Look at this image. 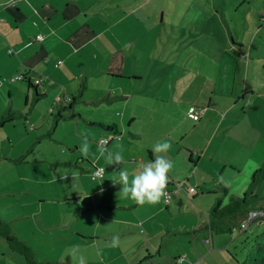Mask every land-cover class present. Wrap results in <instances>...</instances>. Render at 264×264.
I'll return each instance as SVG.
<instances>
[{
	"label": "crops",
	"instance_id": "obj_1",
	"mask_svg": "<svg viewBox=\"0 0 264 264\" xmlns=\"http://www.w3.org/2000/svg\"><path fill=\"white\" fill-rule=\"evenodd\" d=\"M17 2L19 3L15 5L11 0H0V109L7 111L9 106L1 105L2 97L8 93L9 105L13 104L14 108L16 97L24 95L27 102L32 96L33 102L44 101L46 107H42L41 113L57 111L63 116L62 110L69 108V116L75 118L77 114L80 117L83 115L75 105L78 100L81 106H95V111L88 114L93 115L86 119L102 127V131L99 132L101 136L96 145L93 140L88 139L94 145V149L88 154L82 151L80 154L71 152L61 157L47 152L39 156L40 153L35 150L36 156H39L35 159L28 156L34 149L31 143L39 141L36 139L40 133L38 137L35 136V140H26L27 137L31 139L28 134L21 142L7 137L13 150L19 143L22 147L21 152L12 156L0 154V178L8 186L19 184L22 188V194L18 196L9 190L7 194L0 193V217L8 223L10 233L28 243L40 262L79 264V258L83 256L84 264H192L194 261L201 264L224 263L227 259L226 252L222 250L225 244L215 237L222 234L215 235L206 226L209 210L215 201L207 208V212L202 207L194 210L189 209V203L186 205L189 196L195 198L194 195L198 194L188 191L187 186L188 163L191 164L192 161L196 165L191 159L194 151L186 146L188 144L183 145V138L180 140L174 136V130L179 132L182 129L181 119L188 115L201 124L210 110L207 109L196 120L189 114V108L193 104H200V101L195 102V98L191 97L185 98L184 102L175 103L173 99L176 90L175 99H181L179 95L183 96L189 90V85L186 84L180 91L174 86L175 82L164 93V88L160 85L162 80L154 82L149 79V83L144 80L145 73L149 72V61H144L139 52L131 51L126 46L116 47L114 39L119 35L112 36L114 42L108 35L117 25L115 1L112 5L100 2V7L95 12L88 9H94V6L86 0ZM101 10H104L102 15ZM93 14L96 23L87 22L86 18L93 19ZM124 15H121L119 21L125 19ZM72 21L74 23L71 26ZM163 21L164 16L161 18V22ZM177 25L178 21L174 22L173 39L177 37ZM39 32L44 34V39L35 40ZM10 47L16 53H9ZM175 53H170L172 58L179 56L178 50ZM165 60L163 55L153 60L150 72L165 71L168 75L171 66L178 77L177 81L186 77L184 73L180 74L182 69H188L187 66L180 70V63L174 64L176 60L170 61L169 66L164 64ZM133 61L135 67L134 72H131ZM127 71L134 77L126 75ZM18 73L27 77L14 81L9 78ZM38 75L45 78L34 84L33 79ZM91 80L98 83H92L96 90L88 94ZM112 80L117 83L116 86ZM67 87L70 88L69 92ZM36 92L40 94L38 98L34 95ZM64 92L74 102L61 104L51 111L55 97ZM179 106L183 107V118L179 115ZM96 110H99V114L95 113ZM57 113L53 115L55 121ZM25 117L35 129L34 123L39 121L40 116ZM13 118L11 115L1 119L0 114V126L5 127ZM76 122L78 126L79 121ZM116 129L128 131L131 139L115 138L113 134H116ZM107 130H112L113 136L108 137L105 149L121 151L124 157L122 165H109L99 155L98 148L102 147L100 140L107 137L104 136L108 133ZM114 139L117 141H113ZM147 139H150L149 143H146ZM188 140L192 141L191 137ZM164 141L171 144L169 151L154 154L153 143ZM189 151L190 154L187 155ZM201 151L208 153L210 144L205 143ZM156 155L164 156L173 164L166 188L170 191L169 201L162 198L157 204L138 205L131 199L119 197L117 194L122 185H114L113 181L118 179V172L122 167L127 168L131 179L144 164L152 162ZM205 159L203 156L198 161V166ZM96 165L103 166L105 172L100 178L93 179L90 173ZM44 166L52 168V172H41V169H45ZM178 184H181L182 189H177ZM9 194L11 202H4L5 195ZM12 207H19L20 216L23 215L25 219L19 220L18 212ZM199 224L203 229L197 233ZM117 236L119 244L114 246L113 237ZM8 239V235L0 232V260L8 253ZM181 255L183 258L179 260ZM10 256L20 264H27L26 260L16 255Z\"/></svg>",
	"mask_w": 264,
	"mask_h": 264
},
{
	"label": "rangeland",
	"instance_id": "obj_2",
	"mask_svg": "<svg viewBox=\"0 0 264 264\" xmlns=\"http://www.w3.org/2000/svg\"><path fill=\"white\" fill-rule=\"evenodd\" d=\"M113 1L116 2L117 25L108 35L111 41L113 35H119L114 39L116 47L126 46L131 51L139 52L144 61H149V72L145 73L144 80L148 83L149 79L154 82L162 80L160 85L164 88V93L170 84L175 82L174 86L180 91L187 84L189 90L183 96L179 95L181 99H175V89V103L193 97L195 102L201 103L192 106H205L210 110L201 124L187 115V118L181 119L182 129H179V132L174 130V136L180 140L183 138V145L188 144L186 146H190V150L195 153H192L191 159L196 165L192 161L191 164L189 162L186 174L190 181L187 183L188 191L198 194L194 195L195 198L189 196L186 205L189 203V209L194 210L202 207L207 212V208L214 201L222 200L227 203L231 198L242 200L247 193L246 207L251 208L249 211L264 208V171L258 174L262 176L253 177L255 171L264 166V0H86L94 6L95 10L88 8L91 12L98 10L100 2L112 5ZM18 3L15 2V5ZM135 6L138 7L134 9ZM100 14H104V10H101ZM93 15L95 19L86 18L87 22L96 23L95 14ZM121 15H124L125 19L119 21ZM177 21V37L173 39V25ZM73 23L74 21L71 26ZM94 28L98 30L96 26ZM176 50L179 51V56L172 58L170 53L176 54ZM129 53L131 54L130 51ZM162 55L166 58L163 61L166 66L175 60V65L180 63V70L187 66L188 69H182L180 74L181 76L184 73L186 77L177 81L178 77L171 66L168 75L165 71L150 72V63ZM134 65L133 61L131 72H134ZM131 72L127 71L126 75L134 77ZM92 83L96 85L98 82L90 81L88 94L96 90ZM112 83L117 85L114 80ZM67 90L69 92L70 88L67 87ZM2 101L1 106L9 107L7 111L0 109L1 119L11 115L14 118L5 127L0 126L1 155L5 153L12 156L22 150L20 143L13 150L8 143V136L21 142L28 134L31 139L27 137L26 140H35V136L38 137L40 133L36 139L39 141L31 143L34 148L28 156L31 159L47 152L61 157L71 152L80 154L85 137L93 140L95 145L100 139L99 132L102 127L86 119L93 115L88 114L95 111V106L84 107L77 100L75 105L81 110L79 112L83 114L82 117L78 114L75 118L70 117L71 110L65 108L62 110L63 116L55 121L53 115L57 111L41 113L42 107H46L44 101L33 102L32 96L27 102L24 95L16 97L15 108L12 107L13 104L9 105L8 93L2 97ZM32 111L33 113H30ZM178 112L183 118L182 106L178 107ZM95 113L99 114V110ZM25 115L40 116L39 121L34 123L35 129ZM76 120L79 121L78 126ZM106 132L108 133L104 136L107 137L103 138L113 134L112 130ZM115 132V138L116 135H120L123 140H130L132 137L128 131L116 129ZM189 137L192 141L188 140ZM150 139H147L146 143H149ZM205 143L210 144L208 153L201 151ZM89 144L91 151L94 145L90 141ZM101 146L106 148V145ZM63 149L65 154L61 153L64 152ZM35 150L40 153L39 156H36ZM189 154L190 151L187 152V155ZM203 156L206 159L198 166V161ZM44 168L40 171L52 172V168ZM2 179L0 178V193L7 194L9 190L16 196L22 194L21 185L8 186ZM25 183L28 184V181ZM4 198V202L12 200L11 194L5 195ZM12 209L18 212L19 220L25 219L23 215L20 216L19 207ZM189 216L191 217L190 212ZM240 224L241 222L222 233L215 232V235L222 234L215 236L216 240L225 244L222 250L226 252L227 259L222 264H239L236 260L243 262L250 252L261 255L259 247L264 244V222L252 221L244 230ZM202 229L199 224L196 232ZM6 242L8 253L0 260V264H20L10 256L11 254L25 260L23 254L11 250L8 241Z\"/></svg>",
	"mask_w": 264,
	"mask_h": 264
},
{
	"label": "clouds",
	"instance_id": "obj_3",
	"mask_svg": "<svg viewBox=\"0 0 264 264\" xmlns=\"http://www.w3.org/2000/svg\"><path fill=\"white\" fill-rule=\"evenodd\" d=\"M170 148L171 144L167 141L157 142L152 146V152L154 154L166 153ZM89 150L90 144L87 137H85L84 143L81 145V151L88 154ZM98 151L99 155L104 157L109 165H122L124 162L121 151H111L103 147H99ZM172 168V162L161 155H156L152 162L144 164L137 173L132 175L131 179L127 168L122 167L118 172V179L113 181L114 185H122L117 195L131 199L138 205H144L145 203L157 204L167 196L168 174ZM118 244L119 237H113V245L117 246ZM79 264H84L83 256L79 258Z\"/></svg>",
	"mask_w": 264,
	"mask_h": 264
},
{
	"label": "trees",
	"instance_id": "obj_4",
	"mask_svg": "<svg viewBox=\"0 0 264 264\" xmlns=\"http://www.w3.org/2000/svg\"><path fill=\"white\" fill-rule=\"evenodd\" d=\"M32 83V81H31ZM40 94L36 92V98H38ZM106 96V95H105ZM114 96H122V95H114ZM74 102L72 100L71 104ZM205 114V113H204ZM62 117V115L58 112L56 115V120ZM264 171V166L255 171L253 177L257 178L262 175H258L260 172ZM247 204V193H245L242 200L231 198L227 203H223L222 200L219 202H215L214 205L209 210V220L207 223V227H209L212 231L216 233H222L224 231L231 230L235 225L241 222V220L247 215L249 209L246 207ZM0 232L3 235H8L9 239L8 244L14 250L20 252L25 256V260L27 264H56L51 261L40 262L37 260L35 256L34 249L26 243L23 239H20L16 235H12L9 231L8 223L1 219L0 217ZM261 249V255H258L255 252H250L246 255V258L243 262H239V264H264V244L259 247Z\"/></svg>",
	"mask_w": 264,
	"mask_h": 264
},
{
	"label": "built area",
	"instance_id": "obj_5",
	"mask_svg": "<svg viewBox=\"0 0 264 264\" xmlns=\"http://www.w3.org/2000/svg\"><path fill=\"white\" fill-rule=\"evenodd\" d=\"M13 2H16L18 0H11ZM35 40H42L44 39V34L42 32H39L36 34ZM33 39V40H34ZM8 52L9 53H16L15 49L13 47H10L8 49ZM27 76L24 75L23 73H18L12 77H10L11 80H17V79H21V78H26ZM44 76L43 75H38L37 77H35L33 79V83L34 84H38L40 82H42L44 80ZM72 101V97L67 94V93H62L61 95H57L53 101V104H52V107L50 108L51 111L54 110V107L56 108L57 106L59 105H67L69 104V102ZM207 110V107L205 106H192L189 108V114L194 118V119H200L204 113L206 112ZM117 138H121L120 135H116ZM109 141L108 138H103L100 140V145H106V143ZM105 170H104V167L103 166H95L93 168V170L91 171L90 175L91 177L93 178L95 176V178L93 179H97L101 176H103ZM181 184H178V187L177 189H182L181 188ZM167 192V196L165 197V200L166 202L169 201V197H170V191L169 190H166ZM252 221H257V222H264V208H261V209H252L250 211H248L247 215L241 220V228L242 230L246 229L247 226L249 225L250 222ZM183 258V255H181L179 257V260H181ZM192 264H201L199 261H194Z\"/></svg>",
	"mask_w": 264,
	"mask_h": 264
}]
</instances>
